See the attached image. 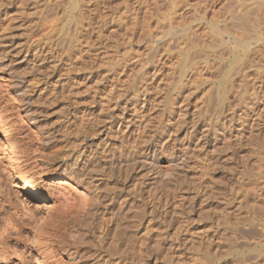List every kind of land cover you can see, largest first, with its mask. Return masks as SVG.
Instances as JSON below:
<instances>
[{
    "label": "rangeland",
    "instance_id": "374dc122",
    "mask_svg": "<svg viewBox=\"0 0 264 264\" xmlns=\"http://www.w3.org/2000/svg\"><path fill=\"white\" fill-rule=\"evenodd\" d=\"M72 3L0 0V82L44 114L53 169L25 188L13 176L5 133L28 125L10 117L0 264H264V0ZM64 165L82 170L69 191L91 200V226L49 254L34 220H60Z\"/></svg>",
    "mask_w": 264,
    "mask_h": 264
},
{
    "label": "bare ground",
    "instance_id": "6f19581e",
    "mask_svg": "<svg viewBox=\"0 0 264 264\" xmlns=\"http://www.w3.org/2000/svg\"><path fill=\"white\" fill-rule=\"evenodd\" d=\"M77 1L79 2L81 0H72L73 2L72 9H74L77 6V4L83 2V0L79 3ZM254 9L260 11L261 7L259 5H256ZM248 13L249 10H246L239 15L232 16L231 23H233L234 26H238L242 29H245L248 25L247 22ZM260 14L261 16L258 18L259 27L261 26V23L264 20V9H263V14L262 13ZM259 39H261L260 36H258V40ZM262 43L264 45V40H262ZM241 44H242L241 42L240 44H238L237 42L236 45L240 48L242 47L241 49L243 50L244 56H246L247 53L251 51L252 53H255V51L257 50L254 47H250L251 46L250 42L249 43L243 42V45ZM1 85H0V94L3 97H5V100L8 102V105L4 102V104L0 106V128L6 125V123H8L10 117L12 116L20 117L21 120L26 121L28 125L27 127L28 132L25 133V135L21 136L20 138L22 143H19L20 142L19 139L12 138L9 134L5 133V143L7 145V148L9 149L11 161L14 163L12 174L21 183L24 184L23 185L24 187V186H28V182L26 179L27 177H29V179L34 181L42 178L46 174L53 171L52 164L50 163L47 155L44 153V149L48 144V140H49V129L46 123L44 122V114L40 113L39 116L36 115L34 113L35 111L34 107L29 104V102H31V100L33 99V96L23 95L21 93L17 94L14 91L10 90L9 88H5L6 86L9 85V82L8 83L3 82L1 83ZM224 86L225 83L223 87ZM81 153L82 151H80L76 155L73 163L70 164L71 166L73 164L76 166L79 155ZM70 165H64L62 170L60 172H57L56 174L58 177L56 182L55 200H56V208L58 210V216L60 220L58 222L55 221L50 214L44 215L41 219L34 220L36 224L37 241L39 242L38 246L43 247L44 246L43 244L47 242L49 246L45 247V251L49 254H51L54 248L53 246H51L52 245L51 243H56L57 247L60 248H62L61 245L63 244L64 241L73 244L77 240L79 241L80 239L83 238L81 236H83L84 234L82 235L81 229L84 228L86 225L91 226V224H87L88 223L87 221L90 222L87 215L89 216V207L92 205H91V200L84 197L86 195V192L81 191L80 193L84 198L78 200L71 193V191H69L74 189L73 185L71 184L72 181H74L78 185L80 183V180H82V173H81L82 170H78L76 169L77 167L74 166L75 167L74 170H76L74 171L75 173L71 174V171H69L68 173V171H66L65 169L68 168ZM66 175L67 178L65 180ZM6 185L7 184L3 182V190H1V193H3L6 196H4L3 201L0 199L1 207L4 208L5 204L8 201L10 208L15 209V205H13L10 202V200L14 198L12 195V191ZM96 199L98 198L96 197ZM6 224H10L11 226H16V223L13 221H11V223H6ZM90 226H88V229L90 228ZM86 231L87 228L85 229V232Z\"/></svg>",
    "mask_w": 264,
    "mask_h": 264
}]
</instances>
